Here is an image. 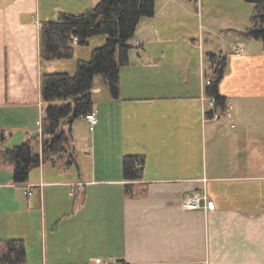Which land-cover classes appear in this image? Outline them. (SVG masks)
<instances>
[{
    "label": "crops",
    "instance_id": "1",
    "mask_svg": "<svg viewBox=\"0 0 264 264\" xmlns=\"http://www.w3.org/2000/svg\"><path fill=\"white\" fill-rule=\"evenodd\" d=\"M48 18L41 0H0V113L30 111L32 124L47 106L41 76L51 71L41 59L40 29ZM149 27L158 31L152 22ZM156 34L137 41H165ZM200 37L171 68L165 67L169 48L159 44L152 62L136 59L137 68L148 64L156 71L121 75L118 98L109 87L108 93L93 88L98 123L84 116L66 121L76 164H42L26 183L0 180V190L22 189L27 199L21 208L11 204L23 222L21 234L10 238L1 236L11 229L1 216L11 208L0 203V240L24 239L28 264H101L97 257L128 264H264V43L229 33V45L205 50ZM210 53L227 58L219 88L233 109L219 120L205 117L202 108ZM85 134L92 138L79 148ZM42 139L34 141L36 151ZM127 154L145 156L143 178L133 181L147 188L145 196L126 195ZM200 190L211 207L185 208L184 197ZM13 192L17 201L20 193Z\"/></svg>",
    "mask_w": 264,
    "mask_h": 264
},
{
    "label": "trees",
    "instance_id": "2",
    "mask_svg": "<svg viewBox=\"0 0 264 264\" xmlns=\"http://www.w3.org/2000/svg\"><path fill=\"white\" fill-rule=\"evenodd\" d=\"M254 3L251 25L245 29H229L237 37L261 40L264 43V0H246ZM156 0H100L84 12H61L57 19L44 20L40 29L41 59H70L77 44L86 45L95 35H106L104 45L93 49L89 60L80 59L76 71L43 72L41 94L46 102L42 119V150L36 151L34 141L39 135L29 137L21 144L8 146L7 136L0 129V165H13V181H29L31 171L42 164L64 165L77 163L71 132L62 129L65 121L93 112V88L98 76H103L114 98L120 96L121 67L130 61L131 39L141 19L155 14ZM212 83L207 87L209 96L216 99L218 107L225 109L228 100L220 92L227 58L210 53L208 56ZM145 156L127 154L123 158V174L130 183L126 185L129 197L145 196L147 188L133 181L143 178ZM0 264H28L25 240L12 238L0 240Z\"/></svg>",
    "mask_w": 264,
    "mask_h": 264
},
{
    "label": "rangeland",
    "instance_id": "3",
    "mask_svg": "<svg viewBox=\"0 0 264 264\" xmlns=\"http://www.w3.org/2000/svg\"><path fill=\"white\" fill-rule=\"evenodd\" d=\"M99 1L100 0H41V3L43 12L47 13L49 16L48 19H57L61 12H84L96 6ZM253 11L254 3L246 0H156L155 14L153 16L143 17L137 26L135 35L131 39L133 47L130 49V61L128 64L121 67L120 76L123 74L151 75V73H154L156 71L155 68L148 64L145 67L137 68L135 60L137 59L136 62H141L142 60L145 62H152V59L149 57L155 52L154 48H156L157 44L169 48L168 59L165 64L166 68L173 67L172 64L178 56L182 59L187 58L186 56L190 51L188 43L199 44L201 35L205 38L203 42V48L205 50L210 47L211 49L218 50L221 44H225V46L229 45V42H231L230 39H228L230 27L237 25L242 30L250 26ZM151 22L155 24L156 29L158 30L157 32L154 29H150L149 24ZM146 33L147 35L154 33L155 36L157 35L156 33H158L165 41L160 43L150 41L149 45H147L146 40L144 45H140L137 39L144 36ZM252 40L255 41L254 39ZM105 42L106 35L101 34L92 36L90 37L88 44H77L75 46V55L73 58L45 60L44 68L51 72L67 71L74 74L78 61L80 59L89 60L92 56L93 49L104 45ZM177 72L178 71H176V73ZM209 72H212L210 68ZM103 80L104 77L102 75L96 77L95 86L101 85L105 92L108 93V86ZM223 110L226 115V108ZM30 114V111L17 112L15 109L11 108L0 113V124L5 125L4 131L7 136L6 144L8 146L18 145L25 141L29 137L28 130H30V128L33 130L40 128L39 123L35 124L33 122L32 124ZM36 116L37 115H35V117ZM67 125L66 121L63 122L62 129L69 132V127H67ZM37 132L38 130L33 131L30 135L36 134ZM100 135L101 134L98 133L97 138H99ZM85 138L87 141L83 138H79V148L88 144L92 135L85 134ZM84 159H86V154H84L83 159L81 160ZM8 165L10 164L0 165L1 182L8 180L9 176H11L12 180L13 166ZM33 171V173L36 174L37 170L33 169ZM9 187L0 190V203L3 207H8L9 205L11 208V213H4L1 216L2 220L10 219L11 221V229L3 233L6 235H1L5 236L3 238H10L21 234L20 230L22 228L18 225L23 222V215L21 212H18V210H13L11 204H24L27 200L22 189L15 190L11 186ZM13 191L20 193V196L17 195V201L13 199ZM186 196L183 199V203H185ZM209 203L210 205L212 203L211 197ZM210 205L209 207H211ZM19 206L20 205H18V207ZM43 237L44 236L42 235V238ZM42 244L43 242L41 240L33 241L34 254L38 260L41 257V251L43 249L41 248Z\"/></svg>",
    "mask_w": 264,
    "mask_h": 264
},
{
    "label": "built area",
    "instance_id": "4",
    "mask_svg": "<svg viewBox=\"0 0 264 264\" xmlns=\"http://www.w3.org/2000/svg\"><path fill=\"white\" fill-rule=\"evenodd\" d=\"M243 50V46L237 49V52L240 53ZM212 83L210 78H207L205 85L206 87L202 91L201 99L203 101V114L208 119H215L219 120L224 117V110L221 107H218L216 104V99L213 96H209L207 93V87ZM233 109V105L231 103H228L226 106V111H231ZM84 118L89 121L92 125H96L98 123L97 116L94 112L86 113L84 115ZM40 124V128L42 130V120L38 122ZM235 120L231 121V126H235ZM27 195H32L31 191H26ZM209 195L206 192V190H200L193 193H189L186 196L185 203H183V206L188 209H199L203 208L207 210L209 208ZM97 263L101 264H128L123 259H113V260H104L102 257H97L96 259Z\"/></svg>",
    "mask_w": 264,
    "mask_h": 264
}]
</instances>
